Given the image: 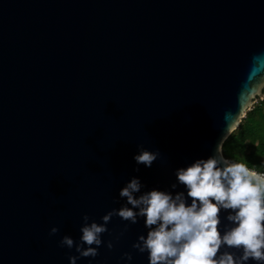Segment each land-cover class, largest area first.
I'll return each mask as SVG.
<instances>
[{
  "label": "water",
  "instance_id": "water-1",
  "mask_svg": "<svg viewBox=\"0 0 264 264\" xmlns=\"http://www.w3.org/2000/svg\"><path fill=\"white\" fill-rule=\"evenodd\" d=\"M263 98L264 0H0V264H70L85 214L134 176L170 188ZM124 223L77 264H149L143 220L106 247Z\"/></svg>",
  "mask_w": 264,
  "mask_h": 264
},
{
  "label": "clouds",
  "instance_id": "clouds-1",
  "mask_svg": "<svg viewBox=\"0 0 264 264\" xmlns=\"http://www.w3.org/2000/svg\"><path fill=\"white\" fill-rule=\"evenodd\" d=\"M159 157L158 149L139 145L135 170L151 168ZM174 175L175 182L164 190H146L134 176L119 190L121 206L103 215L102 222L85 214L79 242L69 235L59 241L78 253L69 256L70 264L99 255L113 217L125 223L106 247L112 250L113 240L118 242L130 225L143 220L146 235H139L132 247L146 253L149 264H264V171L226 157L218 143L212 155L177 168ZM58 231L52 227L50 235ZM121 260L131 264L133 256L126 252Z\"/></svg>",
  "mask_w": 264,
  "mask_h": 264
},
{
  "label": "trees",
  "instance_id": "trees-1",
  "mask_svg": "<svg viewBox=\"0 0 264 264\" xmlns=\"http://www.w3.org/2000/svg\"><path fill=\"white\" fill-rule=\"evenodd\" d=\"M244 124L250 125L240 138L235 132ZM239 128L224 143V155L243 161L257 171H264V161H261L264 159V101L247 113Z\"/></svg>",
  "mask_w": 264,
  "mask_h": 264
},
{
  "label": "rangeland",
  "instance_id": "rangeland-1",
  "mask_svg": "<svg viewBox=\"0 0 264 264\" xmlns=\"http://www.w3.org/2000/svg\"><path fill=\"white\" fill-rule=\"evenodd\" d=\"M264 98L262 100H259L257 102V104H255L254 106H259L260 103H263ZM254 109V107L252 108ZM250 124H244L241 128H239L235 133L238 135V137L242 138V135H244V133H246L247 129L249 128ZM248 152V151H247ZM261 161H264V159H261Z\"/></svg>",
  "mask_w": 264,
  "mask_h": 264
}]
</instances>
